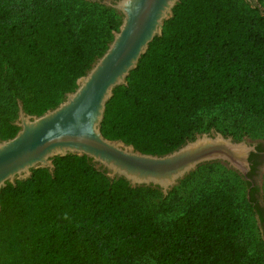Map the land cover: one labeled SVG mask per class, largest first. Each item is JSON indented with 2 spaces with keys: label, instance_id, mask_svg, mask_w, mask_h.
<instances>
[{
  "label": "trees",
  "instance_id": "trees-1",
  "mask_svg": "<svg viewBox=\"0 0 264 264\" xmlns=\"http://www.w3.org/2000/svg\"><path fill=\"white\" fill-rule=\"evenodd\" d=\"M121 22L94 0H0V139L19 131L20 103L40 115L73 91ZM243 113L264 118V6L179 0L114 88L101 130L161 155L212 126L238 136ZM53 163L0 190V264H264L261 233L227 187L192 193L161 220L141 199L156 189L112 179L87 155ZM247 204L262 216L253 190Z\"/></svg>",
  "mask_w": 264,
  "mask_h": 264
},
{
  "label": "water",
  "instance_id": "water-1",
  "mask_svg": "<svg viewBox=\"0 0 264 264\" xmlns=\"http://www.w3.org/2000/svg\"><path fill=\"white\" fill-rule=\"evenodd\" d=\"M104 1L122 13L119 29L113 31L106 51L77 79V87L56 107L31 115L20 103L19 131L0 139V190L7 182L28 178L34 168L53 171V158L68 153L87 155L112 179L123 177L133 187L158 186L164 195L198 165L214 160L228 163L249 179V158L257 151L255 145L220 131L197 134L161 155L104 136L101 124L114 88L126 84L128 74L154 37L162 33L179 0Z\"/></svg>",
  "mask_w": 264,
  "mask_h": 264
},
{
  "label": "rangeland",
  "instance_id": "rangeland-1",
  "mask_svg": "<svg viewBox=\"0 0 264 264\" xmlns=\"http://www.w3.org/2000/svg\"><path fill=\"white\" fill-rule=\"evenodd\" d=\"M94 1L99 2L105 8H113L118 16H121L122 20V13L117 8L107 4L104 0ZM246 2H251L258 5L261 4L264 6V0H262V2H259V0H239L240 5L243 7H246ZM203 114L205 115L206 120H210L217 115L216 111L212 109L207 110L206 112L204 111ZM242 116L243 123H237L242 125V129L239 131L238 136L235 137L231 134L225 135H230L237 141H246L249 144L255 145V147L258 144L264 145V118L248 116L245 113H243ZM234 125L235 124H232V126L228 127V129L225 131L228 132L229 130H233L232 128ZM216 131L225 132L224 130L221 131L216 129L214 126H212L208 131L204 132L213 134ZM204 132H198L193 138L188 140H192L197 136V134H202ZM116 177L117 176H115V178ZM248 177L250 178L249 172ZM254 179L256 180L258 186V192L255 198L258 203V208H260L263 213L262 216L256 214L252 215L253 212L248 207L247 203L251 192L250 184H248L249 179H246L238 170L232 168L228 163L221 160L209 161L198 165L195 169L187 173L176 184H174L168 193L165 194L167 196V202L170 203L167 210L162 208L161 194H163V191L158 186L140 185L150 186L153 189H156L147 192L141 199H143V204H146L157 215V217H159L161 220H168L175 217V215L182 211V200L189 198L192 193H197L203 188L215 184L227 187L234 193L238 208L242 214L252 219V221H254V223L257 225V228L261 233V238L264 242V163L260 165V170L255 173ZM255 228L256 227H254V229ZM249 246L252 248V251H260L261 249L255 240H252V243H250ZM140 264L154 263L150 260H147Z\"/></svg>",
  "mask_w": 264,
  "mask_h": 264
},
{
  "label": "flooded vegetation",
  "instance_id": "flooded-vegetation-1",
  "mask_svg": "<svg viewBox=\"0 0 264 264\" xmlns=\"http://www.w3.org/2000/svg\"><path fill=\"white\" fill-rule=\"evenodd\" d=\"M256 152H252L250 155V171H249V182L250 190H253V196H257L258 186L256 180L254 179L255 173L260 170V165L264 163V145L258 144L256 146Z\"/></svg>",
  "mask_w": 264,
  "mask_h": 264
}]
</instances>
